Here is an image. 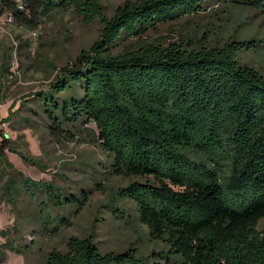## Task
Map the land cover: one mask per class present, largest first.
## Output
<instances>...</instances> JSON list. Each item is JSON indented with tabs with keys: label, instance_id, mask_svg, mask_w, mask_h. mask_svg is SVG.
<instances>
[{
	"label": "trees",
	"instance_id": "trees-1",
	"mask_svg": "<svg viewBox=\"0 0 264 264\" xmlns=\"http://www.w3.org/2000/svg\"><path fill=\"white\" fill-rule=\"evenodd\" d=\"M217 1L264 14V0L128 1L111 19L102 0H0V18L11 15L32 30L57 11L72 10L88 24L100 19L101 39L62 69L47 91L35 94L53 140L96 136L114 174L145 179L119 188V197L136 204L151 236L167 242L181 264H264V74L240 60L244 50L260 53L262 40L141 41ZM74 87L82 89L81 97ZM8 151L20 154L2 132L0 160L8 162ZM29 184L33 197L41 186ZM44 189L42 223L56 236L70 225L58 211L75 208L79 214L88 193ZM67 248L51 252L47 263L150 264L134 250L102 253L91 238L72 237Z\"/></svg>",
	"mask_w": 264,
	"mask_h": 264
},
{
	"label": "rangeland",
	"instance_id": "rangeland-1",
	"mask_svg": "<svg viewBox=\"0 0 264 264\" xmlns=\"http://www.w3.org/2000/svg\"><path fill=\"white\" fill-rule=\"evenodd\" d=\"M137 0H102L106 17L111 19L126 2ZM103 24L86 23L76 12L57 11L38 29L17 24L5 14L0 18V133L14 142L15 152H7L8 162L0 160V264H48V256L66 253L72 237L91 238L102 253L134 250L150 264H181L170 253L167 242L154 239L147 225L139 219L136 204L120 199L118 189L142 178L117 176L112 172V158L97 142L96 136H77L74 141L59 144L53 140L40 102L35 94L47 91L60 77L62 69L73 64L78 55L101 39ZM166 43L182 38L191 43L222 45L230 39H253L262 42L260 53L244 50L243 64L264 74V14L255 9L238 8L227 2L210 4L199 16L170 21L143 40ZM139 41H133L138 45ZM130 42L121 43L119 52ZM76 97L82 89L74 87ZM29 180L35 186L29 194ZM16 192L10 196V186ZM54 186L63 196L80 197L88 193L82 211L61 209L70 225L53 236L44 228L39 203L48 199L44 186ZM124 211L121 218L115 213ZM57 212H54V214ZM264 228L261 222L260 229ZM12 246L14 250L9 247ZM176 261V262H175Z\"/></svg>",
	"mask_w": 264,
	"mask_h": 264
}]
</instances>
